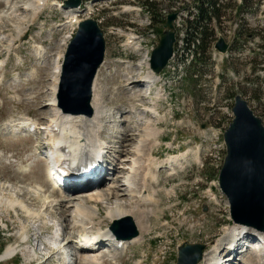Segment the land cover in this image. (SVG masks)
Instances as JSON below:
<instances>
[{"label": "rangeland", "instance_id": "374dc122", "mask_svg": "<svg viewBox=\"0 0 264 264\" xmlns=\"http://www.w3.org/2000/svg\"><path fill=\"white\" fill-rule=\"evenodd\" d=\"M36 1L12 0L7 5L0 2V260L8 247H19L15 258L1 260L0 264H26L20 251L24 246L29 247L28 244L40 247L35 239L39 234L50 239L55 234V223L68 229L66 240H74V244L79 241L76 235L69 234L72 227L60 198L70 195L58 192L47 205L35 197L38 187L44 188L47 194L54 187L46 176L47 163L38 156L45 144V135L38 133L15 139L3 130L4 124L22 119L33 120L43 128L53 115L49 105L56 85L57 59L63 57L65 44L70 40L71 29L65 23L70 21V16L56 6L47 7L36 16L30 8V11L24 10ZM253 1V17L248 13L242 20L244 23L235 15L231 6L236 4L231 2L224 10L222 24L213 23L211 27L215 36L206 54L193 55L185 47L179 48L177 57L162 74L158 89L163 90V97L156 107L162 121L153 124L160 133L153 152L162 168L158 170L161 184L150 183L146 189L155 194L158 204L140 208L146 213H156L153 229L142 234L145 240L140 246L124 252L103 253V264H138L142 259L147 264H155L156 260L158 264H177L178 246L202 244L209 254L233 228L227 198L219 188L217 161L226 156L224 133L233 119L236 96L241 95L264 121V0ZM130 2H88L92 12L80 17L99 21L105 34L106 60L97 76L103 98L100 103L104 121L102 139L111 141V147L115 148L108 160L110 164L112 161L119 164V155L114 151L124 150L126 155L120 156L121 161L127 156L131 159L140 141H145L142 120L149 116L146 108L152 107L155 94L161 91L157 90L153 96L141 90L143 83L139 82L137 65L153 42L147 40L144 32V15L123 11V6ZM11 9L15 11L13 14ZM237 24H245L244 35ZM113 27L128 34L143 35L148 43L138 51L128 48L127 37L113 33ZM220 37L232 41L228 55L215 50ZM172 157H178L180 162L172 168L166 167ZM124 173L118 168L105 174L106 180L103 178L100 189L110 185L113 179L119 180L116 182L118 197L110 196L100 203L103 213L97 219V227H110L112 222L103 217L116 209L118 201L130 203L131 207L136 204L125 188H121L126 178ZM8 202H24L38 216L30 218L19 209L5 210L4 203ZM48 205L50 208L46 210ZM44 213L46 217L42 218ZM23 238L27 240L23 242ZM255 252L259 257L264 255L260 250ZM52 253V249L47 253L42 251L36 259L40 263L35 264H62L61 254L52 256ZM48 257L51 259L46 262ZM226 257L227 252L221 253V259Z\"/></svg>", "mask_w": 264, "mask_h": 264}, {"label": "bare ground", "instance_id": "6f19581e", "mask_svg": "<svg viewBox=\"0 0 264 264\" xmlns=\"http://www.w3.org/2000/svg\"><path fill=\"white\" fill-rule=\"evenodd\" d=\"M11 1L12 0H0V2L4 3V5L11 3ZM59 5L60 4L56 1L50 2L49 0H37L35 3H31L30 6L28 5L27 7H25L24 10L30 11L31 9L34 11V16H36L38 13H41L47 7L57 6L58 8H60ZM87 9L92 10L91 6L87 7ZM63 11L65 12V14L70 16V21L66 22L67 26L72 27L73 24L78 20V11ZM14 12L15 11L12 10L11 14H13ZM124 35L127 37V43L125 44L126 47L134 48V50L136 51L141 50V40L138 36H136L135 34ZM62 59V56H59V58L57 59L55 73L56 85L54 83L52 89L53 100L49 105L50 109H52V118L49 121L48 125L44 126L43 128H41L36 122L35 124H33L35 125V127L38 126V128L43 130V134L47 136V138L45 139V144L49 146V149L53 151L55 150L61 156V158L84 163L94 159L96 153L101 150L100 142L104 133L103 113L101 112L100 108V103H102L103 98L101 96L102 93L100 85L98 84L99 77H96L93 88V115L86 116L84 114L66 113L59 106L57 99ZM121 63L123 64L124 62ZM137 67L138 70H140L139 82L145 84L143 90L144 94L146 93L147 95H153L157 90H161L158 91L157 94H155L156 98L154 101H152V107L146 108V111H148L149 116H143L144 118L142 121H144V130L146 133L145 141H140L139 145L136 147L135 155L131 159L127 156L121 161L120 156L124 154L126 155V153H124V150H122V152L114 151L119 155V160L117 161L119 162V164H117L116 161H112V163L109 164L110 162L108 160L112 156L111 151L115 149L111 147V145H109L104 161L107 162V164L111 165L113 169L119 168L125 171L124 177L126 178H124L125 180L123 183L121 182V188H125L127 195L134 198L136 204L131 207L130 203L123 204L118 201L117 203H115L116 209H111L103 218L110 222H113L115 220L130 216L133 218L136 227L141 233V235L129 242L124 241L122 248H118V245L121 241H116L115 236L110 231V228L107 227L106 229H102L101 227H97V219H99L102 216L101 214L103 213V210L100 208V203H102V201L105 202V200H107V198L110 196L113 198L118 197V187L116 186V182L119 181L113 179L110 185H105L106 188L100 189V187L104 185V180L100 176V178L95 181V185L91 189H86L81 193H74L71 191L70 197L67 198L64 196H60V198L63 201V208L67 213V218L70 219L69 221L70 225L72 226V229L80 235H85V237L80 241L81 246H85L88 243H92L93 241L98 239L110 242L113 248H104L101 253H97L100 250L95 247H92V249L89 251L78 252L73 255V264H103V260H105V258L103 259V253H106L107 251H109L110 253H114L116 251L124 252L125 250H128L134 246H140L139 244L143 243L145 240V237L142 234L149 233L153 229L152 220L156 219V213H146V211H143L140 208L142 206L155 207L158 204V201L154 198L155 194L148 193L146 189L148 187V184L150 183L157 186H160L161 184L159 181L158 170L162 168L160 166V163L154 157L153 152V148L157 146L158 143L156 138L160 135V133L157 129L153 128V124L154 122L162 121V116L156 108L163 97V95H161V93L163 94V90L158 89V84H160L162 75L155 74L153 72L150 66V62L146 57L141 60V63L138 64ZM150 89L151 92H148ZM31 123L32 121H30V119H22L13 123L4 124L3 130L6 132V134L11 135V137L13 136L15 139L28 138V135L30 134L27 132V129L31 126ZM59 161L61 160L55 161L57 165L60 164ZM179 162L180 160L178 157H172L166 162V165H169L166 167L172 168ZM123 165L125 167H122ZM45 172L46 176L49 177L48 170L45 169ZM51 180L54 179L51 178ZM51 190L52 192L47 194L44 191V188L38 187V190L36 191L37 195L35 196L37 201H41L42 203H44V205H47L50 202L51 198H55L58 192H61L59 191V189L56 188V186L52 187ZM61 194L63 195L64 193ZM168 195H170V192L168 193ZM93 203H96L97 205H93ZM4 207L6 208L5 210L19 209L30 218L38 216L35 212H31L29 207H27L24 202H8L6 204L4 203ZM46 207V210L50 208L49 205ZM41 217L45 218V213ZM157 218H161V216ZM100 223L102 224V222ZM246 234L247 233L245 232L244 228H239L237 226L233 227L226 236L222 237L218 241V243L214 245L213 249L209 252V254H204L202 260L203 264H227L226 260L221 259V253L229 251L230 249L231 251L234 250L240 244L239 242L242 238V235ZM254 234H257L259 237H263L264 240V234H261L256 231H254ZM41 236L42 234H39L35 236V239H38ZM56 238L57 234H54L50 239H47V245L44 249H39L38 247L35 248L31 246L32 244H28L29 247L24 246L23 251H20L23 257H25L24 263H40V259H36L39 257L40 254H42V251H46L47 253V250L52 249V256H55V254L61 252L59 240H57ZM26 240L27 238H23L22 241L25 242ZM69 243H71V240ZM55 247L57 248L55 249ZM256 248L260 249L261 251L263 250V253L264 242L252 244L248 246L246 250H239L236 257L240 255L241 257L240 259L233 258L235 262L233 264H264V258L261 257L262 255H260L261 258L257 255V253L255 252ZM18 249L19 247L15 246L8 247L1 256V260L7 261L13 259L17 255ZM209 255H211L210 258H208ZM50 259L51 257H48L47 260H44H46L47 262ZM227 261L231 262L232 260ZM44 263L45 262H41V264ZM138 264H147V261H144L142 259L139 260ZM155 264H158V260L155 261Z\"/></svg>", "mask_w": 264, "mask_h": 264}, {"label": "water", "instance_id": "95a60500", "mask_svg": "<svg viewBox=\"0 0 264 264\" xmlns=\"http://www.w3.org/2000/svg\"><path fill=\"white\" fill-rule=\"evenodd\" d=\"M82 2L67 0L63 8L76 9ZM176 17H168L161 42L152 54L156 73H161L173 58ZM216 49L226 54L230 45L220 39ZM105 54L106 40L97 21H82L62 65L57 98L64 112L93 115V86ZM233 113L234 121L224 135L227 156L219 177L220 188L229 200L233 223L264 233V124L241 96L235 99ZM110 229L118 240L130 241L139 236L130 216L116 220ZM205 250V245L184 243L179 247L177 264H199Z\"/></svg>", "mask_w": 264, "mask_h": 264}, {"label": "trees", "instance_id": "16d2710c", "mask_svg": "<svg viewBox=\"0 0 264 264\" xmlns=\"http://www.w3.org/2000/svg\"><path fill=\"white\" fill-rule=\"evenodd\" d=\"M204 5L207 8L202 10L200 21L195 25L193 29V36L190 38L189 46L195 44L197 53H204L208 51L211 41L213 40L215 33L211 29L212 18H216L220 22L221 9L218 0H204ZM200 43L197 44V41Z\"/></svg>", "mask_w": 264, "mask_h": 264}]
</instances>
